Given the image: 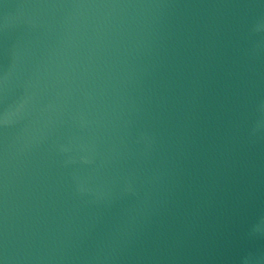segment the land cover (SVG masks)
I'll return each instance as SVG.
<instances>
[{"label": "water", "instance_id": "95a60500", "mask_svg": "<svg viewBox=\"0 0 264 264\" xmlns=\"http://www.w3.org/2000/svg\"><path fill=\"white\" fill-rule=\"evenodd\" d=\"M0 264H264V0H0Z\"/></svg>", "mask_w": 264, "mask_h": 264}]
</instances>
